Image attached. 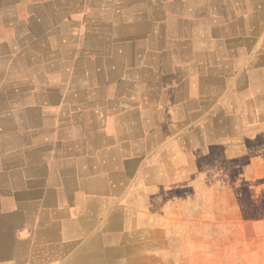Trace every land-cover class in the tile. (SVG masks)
I'll return each instance as SVG.
<instances>
[{
    "label": "crops",
    "instance_id": "crops-1",
    "mask_svg": "<svg viewBox=\"0 0 264 264\" xmlns=\"http://www.w3.org/2000/svg\"><path fill=\"white\" fill-rule=\"evenodd\" d=\"M248 2L0 0V264L79 249L103 173L126 192L171 140L188 151L208 135L196 156L242 140L241 95L264 77V18L247 21L262 5Z\"/></svg>",
    "mask_w": 264,
    "mask_h": 264
},
{
    "label": "rangeland",
    "instance_id": "rangeland-1",
    "mask_svg": "<svg viewBox=\"0 0 264 264\" xmlns=\"http://www.w3.org/2000/svg\"><path fill=\"white\" fill-rule=\"evenodd\" d=\"M248 1L262 7L247 12V21L264 18V0ZM263 79L241 95L247 121L242 140L197 156V144L208 135L197 133L188 151L168 140L166 150L149 156L148 171L134 172L126 192L121 173H103V190L110 193L101 199L100 224L94 222L79 249L57 251L51 264H264ZM232 120L231 132L237 128ZM93 226L87 223L86 230ZM63 229L60 220L48 228L55 248L68 239Z\"/></svg>",
    "mask_w": 264,
    "mask_h": 264
},
{
    "label": "bare ground",
    "instance_id": "bare-ground-1",
    "mask_svg": "<svg viewBox=\"0 0 264 264\" xmlns=\"http://www.w3.org/2000/svg\"><path fill=\"white\" fill-rule=\"evenodd\" d=\"M58 112V111H57Z\"/></svg>",
    "mask_w": 264,
    "mask_h": 264
}]
</instances>
